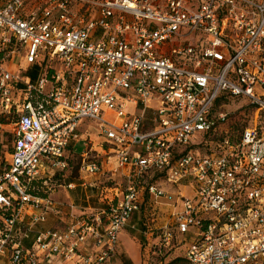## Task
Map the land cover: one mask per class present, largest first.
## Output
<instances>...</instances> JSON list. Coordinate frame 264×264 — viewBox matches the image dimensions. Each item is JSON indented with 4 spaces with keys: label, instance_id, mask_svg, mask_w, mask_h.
<instances>
[{
    "label": "built area",
    "instance_id": "1",
    "mask_svg": "<svg viewBox=\"0 0 264 264\" xmlns=\"http://www.w3.org/2000/svg\"><path fill=\"white\" fill-rule=\"evenodd\" d=\"M27 8L0 0V115L13 118L0 164V264H106L135 212L153 220L158 198L172 200L153 178L192 186L194 198L153 229L168 248L183 237L186 264H264V0ZM224 93L248 99L252 124L201 154L226 120L215 108ZM83 120L93 125L86 139ZM80 141L78 182L59 186L90 188L94 207L46 187ZM50 215L64 217L61 227L36 229Z\"/></svg>",
    "mask_w": 264,
    "mask_h": 264
},
{
    "label": "rangeland",
    "instance_id": "2",
    "mask_svg": "<svg viewBox=\"0 0 264 264\" xmlns=\"http://www.w3.org/2000/svg\"><path fill=\"white\" fill-rule=\"evenodd\" d=\"M28 7H32L34 3L41 0H25ZM186 30H184L185 32ZM187 37V39H189ZM176 45L179 42L176 41ZM22 60L19 56H15L11 60V71L14 72L18 68L19 63ZM216 111H220L226 114V120L224 123L219 125L215 130H213L209 135H206V144L202 147L196 149L197 152L204 154L205 152L211 150L215 146V142L221 137L227 136L232 140L238 137L239 133L243 128L252 124L253 120V109L248 101L244 97H232L230 95H225V98L221 99L215 106ZM108 120L112 119L109 115L106 117ZM92 123L88 120H83L80 124L82 133V138L86 139V132L93 135ZM13 131V118L11 115H0V164L3 166L5 162L9 160L10 147H11V134ZM200 135L193 138L192 140H198ZM100 140L96 141L95 146L99 148ZM82 141L75 144L70 158L67 160L68 167L65 168L63 176L58 178L57 181L48 182L46 187L54 189V198L60 202H68L67 195L72 198L76 205L81 206H96L95 199H90L85 202L84 194L93 195L94 192L90 188L81 189L76 188L72 191H65L63 185L68 182H78L79 178V167L81 164L80 153L84 150ZM100 181L107 183L106 178L101 177ZM159 185L163 191L171 194L173 196L172 200L167 197H160L157 200V206L159 208V214L152 220L149 218V230H153L154 227H158L162 224L169 223L171 221V213L180 209L183 198L189 197L194 198V193L192 191L191 185H185L180 183L179 185H171L164 181V179L158 180ZM68 192V193H67ZM153 201V200H152ZM176 201V204H175ZM151 202V201H149ZM148 202V203H149ZM52 215L48 216L47 221L41 222L36 226V229L43 231L49 229L52 223L49 219ZM141 231V232H140ZM122 232V231H121ZM152 232V231H151ZM143 234L142 230L138 227L136 230L130 231L127 226L123 228L121 235L119 234L118 246L116 254L112 259L106 264H123V261L129 259L131 264H186L184 253H185V243L179 241L181 237L175 236L171 240V248L165 247L162 244V236L160 231L153 230V233ZM146 236V239L142 235ZM179 259V260H178Z\"/></svg>",
    "mask_w": 264,
    "mask_h": 264
},
{
    "label": "trees",
    "instance_id": "3",
    "mask_svg": "<svg viewBox=\"0 0 264 264\" xmlns=\"http://www.w3.org/2000/svg\"><path fill=\"white\" fill-rule=\"evenodd\" d=\"M225 95H229V94H221L220 96H219V98L217 99V101H216V104H215V106L217 105V103L221 100V99H223V98H225ZM232 97H237V96H232ZM252 107V109H253V113H254V107L253 106H251ZM244 129V128H243ZM242 129V130H243ZM242 132V131H241ZM240 132V133H241ZM240 133H239V135H240ZM238 135V136H239ZM12 143H13V131H12V134H11V147H10V153H11V151H12V147H13V145H12ZM206 144V139L204 138L203 140H201V142L197 145V148H199V147H202V146H204ZM0 145H1V143H0ZM214 149V147L211 149V150H209V151H207L208 153H211L212 152V150ZM73 153V146L72 145H70L69 147H68V149H67V158H66V160H68L69 158H70V156H71V154ZM5 164V163H4ZM3 164V165H4ZM68 167V162H67V166H66V168ZM65 171V169H63V170H57V177L58 178H60V177H62L63 175V172ZM152 181H154V182H157L158 181V178H153L152 179ZM68 183H70V182H68ZM59 221H61V219H60V217H59V219H58ZM149 220L147 219V217L143 214V210H140V211H137V212H135L134 214H133V216H132V218L130 219V221H129V226H127V228L130 230V231H133V230H136L138 227L142 230V233L143 234H147L148 232L150 233V230H149V222H148ZM130 226H134V229L133 228H131ZM50 228H57L56 226H51ZM141 232V231H140ZM142 235V234H141ZM143 236V235H142ZM144 237V239H146V236L144 235L143 236ZM181 240V239H180ZM179 240V241H180ZM179 260V259H178ZM123 264H131V261L129 260V259H127V260H125V261H123Z\"/></svg>",
    "mask_w": 264,
    "mask_h": 264
},
{
    "label": "crops",
    "instance_id": "4",
    "mask_svg": "<svg viewBox=\"0 0 264 264\" xmlns=\"http://www.w3.org/2000/svg\"><path fill=\"white\" fill-rule=\"evenodd\" d=\"M37 3V2H36ZM35 4V3H34ZM33 6V5H32ZM32 7H28L27 9L28 10H30ZM55 195V194H54ZM68 196V195H67ZM56 199V198H55ZM69 201H73V199L71 198V199H69ZM85 201V200H84ZM86 202V201H85ZM63 212H64V214H68L69 213V209L68 208H63ZM59 219V217H55V216H53L52 215V217L49 219V222H51L52 223V226H56V227H61V225H62V222L64 221V217L62 218V217H60V219H61V221H59L58 220ZM67 219V218H66ZM122 232H123V230H122ZM121 232V233H122ZM121 233H120V235H121ZM120 237V236H119ZM178 237H181V239H183V237L182 236H178ZM185 247H186V245H185Z\"/></svg>",
    "mask_w": 264,
    "mask_h": 264
}]
</instances>
